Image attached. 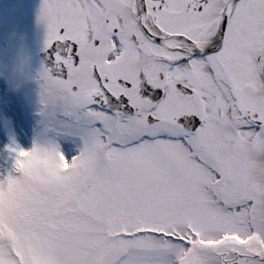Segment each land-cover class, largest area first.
<instances>
[{
    "label": "snow or ice",
    "instance_id": "6c2138e0",
    "mask_svg": "<svg viewBox=\"0 0 264 264\" xmlns=\"http://www.w3.org/2000/svg\"><path fill=\"white\" fill-rule=\"evenodd\" d=\"M35 20L46 129L9 146L0 264H264V0H40Z\"/></svg>",
    "mask_w": 264,
    "mask_h": 264
},
{
    "label": "rangeland",
    "instance_id": "374dc122",
    "mask_svg": "<svg viewBox=\"0 0 264 264\" xmlns=\"http://www.w3.org/2000/svg\"><path fill=\"white\" fill-rule=\"evenodd\" d=\"M0 20L4 21L5 20V16L0 14ZM5 37L3 40H1L0 45L3 44V42H5ZM8 43V42H7ZM0 78L1 81L3 82V84L5 82H7L8 77L7 75H5L3 72L0 71ZM1 88V86H0ZM6 98V96H5ZM0 108H1V117H7L4 116L3 114H5V108L2 106V104L0 103ZM0 129L3 130L4 134H5V141L4 143H8L9 145H13V146H18V147H23V148H30L33 145L34 140H36L37 138L42 137L43 135H45V129H46V125L44 123V119L43 121L37 126L34 127L33 125L31 126V130L26 132V129L24 127H20L14 124V121L11 119V117L5 118V120L0 118ZM28 130V129H27ZM50 135V132L48 133ZM23 139H22V138ZM2 151H0V162L1 160H3L5 158V154L1 153ZM15 161V159H14ZM14 161L11 162V165L7 164L8 168H9V172H11L12 174H17L15 173L14 170ZM1 165V163H0ZM8 172V174H9ZM8 174H6L3 177H6ZM2 178V177H0Z\"/></svg>",
    "mask_w": 264,
    "mask_h": 264
}]
</instances>
